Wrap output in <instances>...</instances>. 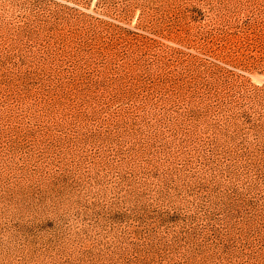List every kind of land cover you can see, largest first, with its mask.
I'll return each instance as SVG.
<instances>
[{
	"label": "rangeland",
	"instance_id": "rangeland-1",
	"mask_svg": "<svg viewBox=\"0 0 264 264\" xmlns=\"http://www.w3.org/2000/svg\"><path fill=\"white\" fill-rule=\"evenodd\" d=\"M0 264H264V0H0Z\"/></svg>",
	"mask_w": 264,
	"mask_h": 264
}]
</instances>
